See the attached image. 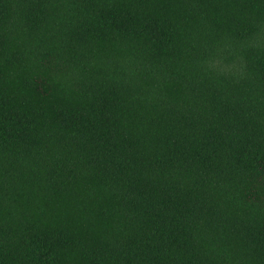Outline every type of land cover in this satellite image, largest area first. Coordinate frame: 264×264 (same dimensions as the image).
Wrapping results in <instances>:
<instances>
[{"label": "trees", "instance_id": "16d2710c", "mask_svg": "<svg viewBox=\"0 0 264 264\" xmlns=\"http://www.w3.org/2000/svg\"><path fill=\"white\" fill-rule=\"evenodd\" d=\"M0 264H264V0H0Z\"/></svg>", "mask_w": 264, "mask_h": 264}]
</instances>
